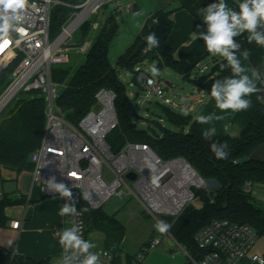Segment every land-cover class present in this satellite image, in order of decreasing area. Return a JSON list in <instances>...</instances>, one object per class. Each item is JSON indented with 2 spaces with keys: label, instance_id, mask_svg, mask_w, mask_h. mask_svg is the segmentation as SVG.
<instances>
[{
  "label": "trees",
  "instance_id": "obj_1",
  "mask_svg": "<svg viewBox=\"0 0 264 264\" xmlns=\"http://www.w3.org/2000/svg\"><path fill=\"white\" fill-rule=\"evenodd\" d=\"M61 1L78 3L82 0ZM179 1L180 8L189 11L196 19L200 18L197 15L199 8L215 2L214 0ZM102 7L95 15L101 13ZM71 11L72 9L63 5L54 8L50 22V37L58 34L65 17ZM117 14L115 9L105 13L101 25L94 33H90V20L81 25L80 33L82 36H88L90 44L84 53L83 62L72 74L69 75L70 68L66 64L68 62L51 68L52 80L60 84L56 103L63 109L66 119L77 123L94 104L96 91L100 88L111 89L116 95L114 106L118 118V125L106 136L112 153L118 152L126 141L147 143L164 160L176 157L185 159L209 183L210 186L206 189L196 191L200 206L193 209L179 229L173 233L175 241L183 245L193 257L200 256L194 235L214 219H228L232 222L248 224L256 230L258 236H264V210L253 203L251 192L244 190L247 183L250 187L254 183L264 184V158L250 156L258 145L264 144V102L258 100L257 110L245 127L236 134H227L222 138L212 136L204 138L200 124L191 115L163 104L161 107L165 110L168 121L176 128L164 129L161 135L154 131L150 134L138 129L133 122L134 107L125 97V87L118 79V70L132 71V82L141 87L142 82L135 70V66H139L141 62L156 61L157 68H170L188 81H192L190 78L192 65L174 58L173 48L167 42L172 29L170 11L163 9H158L148 16L133 42L112 64L108 59V52L118 31ZM150 33L156 34L160 45L145 51V37ZM236 39L241 44V52L244 49L250 50L247 61L254 67L264 60V48L254 42L248 43L246 33ZM136 47H139L138 53L126 63L127 56ZM237 55L239 56L240 53L238 52ZM224 63L226 61L223 58L215 59L211 73L198 76L194 83L210 95L212 83L216 79L230 75V69L221 70L220 65ZM11 69L12 67H9L3 71L1 80H7ZM26 92H32L33 95L17 99L0 119V180H4L5 173L19 174L24 170L32 169L29 157L39 145L44 131V97L35 89ZM259 95H264V89ZM186 125L189 127L184 132L183 128ZM224 142L229 145V155L226 159H217L210 146L215 143L220 147ZM221 150L228 151L224 148ZM71 191L77 202V209L83 213L86 234L94 229L101 232L104 236V248L112 254L114 262H119L122 256L130 261L134 254H122L124 224L114 215L105 214L101 208L89 207L85 199H82L80 190ZM62 202L64 204L66 201L62 199ZM25 203L26 198L23 196L14 197L4 194L0 197V228L8 224L9 219L5 213L7 207ZM83 209L87 211H82ZM0 264H49V262L46 259L36 261L0 245Z\"/></svg>",
  "mask_w": 264,
  "mask_h": 264
},
{
  "label": "built area",
  "instance_id": "obj_2",
  "mask_svg": "<svg viewBox=\"0 0 264 264\" xmlns=\"http://www.w3.org/2000/svg\"><path fill=\"white\" fill-rule=\"evenodd\" d=\"M110 1H114L115 11H120L122 4L118 0H82L78 3L28 0L24 30L0 40V86L3 71L12 67L8 82L0 90V113L22 88L35 89L43 95L44 131L29 160L32 184L39 186L45 195H58L47 188V180L54 176L57 182L65 183L71 190L88 193L89 198L85 201L93 209L101 208L112 195L125 192L134 196L145 212L161 221L160 215L175 217L180 214L189 202L197 199V190L207 188V181L185 159L164 160L147 143L126 141L118 152L112 153L106 136L116 128L118 118L114 106L116 95L111 89H98L94 104L77 123L69 122L56 103L60 84L51 78L52 66L68 62L73 49L84 52L88 48V42L74 47V33ZM231 1L235 6L239 2ZM58 5L72 11L65 17L58 34L50 37L51 15ZM135 70L143 87L157 94L164 104L182 109L188 107V103L176 104L164 96L157 77L146 74L139 66ZM149 80H152L151 84ZM228 126L226 123L225 127ZM104 164L108 166L110 175L104 173ZM129 172L134 173V178L126 176ZM244 190H251L249 183ZM77 212V215L62 216L63 220L66 227L74 223L79 225L87 240L83 213L78 209ZM21 223L14 220L10 225L18 229ZM166 233H154L134 254L130 264H145L146 255L158 246ZM258 237L256 230L248 224L214 219L194 235L200 256L193 257L183 245L178 243V246L187 255V264H238ZM92 251L107 253L101 256L102 264H116L107 249ZM63 255L62 248L49 264H59ZM250 258L258 263L264 262V258L257 254H251Z\"/></svg>",
  "mask_w": 264,
  "mask_h": 264
},
{
  "label": "crops",
  "instance_id": "obj_3",
  "mask_svg": "<svg viewBox=\"0 0 264 264\" xmlns=\"http://www.w3.org/2000/svg\"><path fill=\"white\" fill-rule=\"evenodd\" d=\"M226 2L230 6L234 7L232 1L226 0ZM158 9L170 11L169 18L172 21V29L168 35L167 42L173 48L174 58L192 65L190 73V78L192 79V81L182 79L179 74L171 69L180 77L182 81L189 84V86L186 88L185 93L182 95L184 101L180 103V105L188 103V107L182 109L179 107H172L169 105L167 106L171 107L172 109L179 108L174 109L179 112H183L182 110H184L183 113H185L186 110L187 114L191 115L193 119L194 117L199 115H212L213 119L209 122V124L200 125V127L203 131L211 130V128L215 127L217 129V134L216 136H212L214 138H222L227 135L224 132L226 123H229V126L227 128L229 129V132L231 134L238 133L254 116L258 107L257 96H259L260 92L255 93L250 97L252 103L247 110L235 113L231 111L225 113L220 112V110L216 108L213 98L194 83V80L198 76H200V74H192L194 66H196L199 61L204 58L205 55H211L207 52L203 40H200L198 38L200 32H206V26L202 23L201 18L196 19L190 14L189 11L184 8H180L179 0H175L171 5H166ZM118 19L119 15H117V21ZM137 34H135V36ZM77 40L78 38H75L73 36V44L76 45ZM133 40L130 42V44L133 42ZM89 41L90 39L88 38L85 41L88 42V46ZM128 46L125 47L121 54L126 51ZM87 49L84 52H75L84 54ZM221 58L222 57L220 56H218V58H213L211 70L209 73H211L212 71L214 60H220ZM242 63L246 67H254L247 60H243ZM206 65H203L201 68H199V71H202L200 72L202 73L201 75H204L203 71L208 69ZM197 66L199 67V65ZM255 68L260 72L261 80H264V60H262ZM247 74L251 75L250 72H248ZM156 77L161 81V78L159 76ZM165 83L171 85L168 80H166ZM257 86L261 90L264 89V84L258 83ZM217 115H222L224 119H215ZM250 156L259 159L264 158V144L258 145L251 152ZM6 178H15L16 188L13 192L14 194L12 193V195L5 191L4 188H1L0 197H2L4 194H8L14 197L19 194V196H23L26 198V203L8 206L5 209V213L9 221L6 227L0 228V245L6 249H11L14 253L29 256L36 261L46 259L48 260V262H50L51 260L55 259L62 250V246L59 244L58 239V233L62 229L66 228L63 217L59 215L60 208L61 206H63L62 199H59L58 195L47 196L41 191L39 186L33 185L31 181V170H24L19 174H16L15 177L7 176ZM250 192L252 195L253 203L257 207L264 210V184L254 183L251 187ZM193 209L195 208H192L190 210L188 209L187 212H184L182 214L180 212V216L177 215L179 216L178 226L174 228L170 227L168 233H166L161 240L165 242V246L159 247L161 243L160 242L158 244V247H156L146 255L145 264H187V255L178 246V243L173 237V233L179 229L183 220ZM14 220L22 221L20 228L14 229L11 227L10 222ZM157 222L158 221L156 219V223ZM168 237L172 238L174 244L171 240L167 242ZM146 242H143L142 245H144ZM142 245L139 248H141ZM175 245L179 247L177 251L174 249ZM251 254H257L264 258V236L258 237V239L249 250L248 254L244 258H242L238 264H262L253 261L250 258ZM130 262L131 260L127 261L125 257H122L121 260L116 264H130Z\"/></svg>",
  "mask_w": 264,
  "mask_h": 264
},
{
  "label": "clouds",
  "instance_id": "obj_4",
  "mask_svg": "<svg viewBox=\"0 0 264 264\" xmlns=\"http://www.w3.org/2000/svg\"><path fill=\"white\" fill-rule=\"evenodd\" d=\"M27 3L28 0H0V40L8 39L13 32L24 30ZM142 14V12L136 13L138 16ZM197 15L206 26V32H200L198 38L203 40L209 54L220 56L226 61L220 65L221 70L230 69V75L216 79L211 85L210 95L216 108L222 113L247 110L252 103L250 97L262 91L257 85L258 83L264 84V80H261V74L255 67H246L242 63V60L249 58L250 50L244 49L241 52V44L236 38L246 33L248 43L254 42L257 46L264 48V0H239L235 7L230 6L226 0H217V2L207 4L206 7L199 8ZM145 40V51H150L160 45V40L155 33L148 34ZM150 72L155 76L159 69L153 65ZM248 72L251 75L247 74ZM148 83L151 84L152 80ZM257 99L264 102V95L257 96ZM184 114H187L186 110ZM194 119L200 125H208L213 116L199 115ZM215 119L222 120L224 117L217 115ZM224 132L231 135L227 127L224 128ZM216 134L215 127L211 130H204L202 133L204 138L216 136ZM210 147L217 159H226L229 155L227 142L220 147L213 143ZM222 148L228 151L221 150ZM152 182L156 183L155 178ZM46 183L50 192L58 194L59 199L66 201L61 206L59 215H77V202L73 198L71 189L65 183L57 182L54 176ZM81 197L87 200L89 195L82 193ZM82 211H87V209ZM154 228L164 234L169 230L170 225L161 220L154 225ZM58 239L64 249V255L59 260V264H102L101 256L107 255L103 251H92L97 247L96 244L86 240L82 235V229L75 223L71 227L62 229L58 233Z\"/></svg>",
  "mask_w": 264,
  "mask_h": 264
},
{
  "label": "rangeland",
  "instance_id": "obj_5",
  "mask_svg": "<svg viewBox=\"0 0 264 264\" xmlns=\"http://www.w3.org/2000/svg\"><path fill=\"white\" fill-rule=\"evenodd\" d=\"M175 0H118L122 4V8L118 11L117 15H119L118 19V31L113 41L110 44L108 59L113 64L117 57L123 52L125 47H127L130 42L133 40L135 34L140 30L142 24L148 18V16L153 13L158 8H161L166 5H171ZM217 2V0H215ZM231 1V0H230ZM234 5V4H233ZM114 1H110L107 4H104L102 7L101 13L94 14L90 17V33H94L98 27L101 25L105 13L114 8ZM129 6V7H127ZM235 7V5H234ZM130 8V9H129ZM129 9V10H128ZM142 12V15H136V13ZM94 16V18H92ZM92 18V19H91ZM81 26L76 29L74 33V37L78 38L77 44H73L74 47L83 45L87 40L88 36H82L80 33ZM75 40V39H74ZM90 44V41H89ZM89 47V46H88ZM213 58H218V56L213 55H205L197 65L193 68L192 74H202L199 71L203 65L208 67L207 70H204L203 74H207L211 70V64ZM84 54L77 53L73 49L69 54V61L66 63L70 72L69 75L75 71V69L83 62ZM153 63V64H152ZM151 64L148 61L141 62L139 67L146 74L153 76L150 72V68L153 65H156V61H153ZM64 64V63H62ZM60 65V64H57ZM55 66V65H53ZM136 67V66H135ZM156 67V66H155ZM157 68V67H156ZM159 72L157 75L161 78V85L163 88V95L169 97L172 101L176 102V104L182 103L183 94L186 91V88L189 86L188 83L182 81L180 77L174 73L171 69L163 67L158 68ZM11 72L7 76V80H2V85L0 86V90L2 86H4L9 78ZM118 79L120 83L125 87V97L134 107L135 115H133V122L135 123L138 129L144 130L148 133L156 132L161 135L164 129H174V127L167 119L166 112L161 107V104H164L157 94L152 93L149 89L141 86L139 87L136 83L132 82L133 72L130 70L119 69L118 70ZM168 80L171 85L165 83ZM1 84V83H0ZM25 88H22L15 97L11 100V102L6 106V108L0 113V119L4 116L7 111L10 109L12 104L17 99L27 98L33 95L32 92H26ZM166 105V104H164ZM167 106V105H166ZM165 106V107H166ZM179 109V108H174ZM184 112V110H182ZM188 125L184 126L183 130L186 132L188 130ZM103 171L105 174L110 175V171L108 166L104 164ZM15 177V173H5L4 180H0V189L4 188L9 194L12 195L16 188V179L6 178V177ZM209 183H207V187H209ZM14 194V193H13ZM200 206V201L198 199H194L189 202L181 211V214L187 212V210L192 208H198ZM23 210V209H22ZM101 210L109 215H114L117 219H119L125 226V235L122 240V249L124 253L128 254H136L139 252V247L143 244V242L148 241L152 233H156V229L154 225L156 224V219L145 212L138 200L125 192L122 195L114 194L112 195L102 206ZM180 214V215H181ZM179 215V214H178ZM179 215V216H180ZM179 216H175L170 227L174 228L179 224ZM154 231V232H153ZM152 234V235H151ZM87 240L92 241L96 244V248H104V236L101 232L97 230H90L87 233ZM165 246V242L161 241L159 247ZM158 247V246H157ZM174 249L177 251L179 247L177 245L174 246ZM123 257V256H122Z\"/></svg>",
  "mask_w": 264,
  "mask_h": 264
},
{
  "label": "water",
  "instance_id": "obj_6",
  "mask_svg": "<svg viewBox=\"0 0 264 264\" xmlns=\"http://www.w3.org/2000/svg\"><path fill=\"white\" fill-rule=\"evenodd\" d=\"M138 51H139V47H136L135 49H134V51L130 54V55H128L127 56V58H126V63H128L137 53H138ZM128 178H134V173L133 172H129V173H127V175H126ZM159 219L160 220H162V221H164V222H166V223H168L169 225H170V223L173 221V219H174V217L173 216H171V215H160L159 216ZM169 240H171L172 241V238L171 237H168V239H167V242L169 241ZM173 242V241H172ZM173 244H174V242H173ZM171 246H172V243H171Z\"/></svg>",
  "mask_w": 264,
  "mask_h": 264
}]
</instances>
